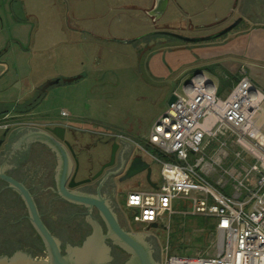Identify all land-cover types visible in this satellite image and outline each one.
Wrapping results in <instances>:
<instances>
[{"label":"rangeland","instance_id":"obj_1","mask_svg":"<svg viewBox=\"0 0 264 264\" xmlns=\"http://www.w3.org/2000/svg\"><path fill=\"white\" fill-rule=\"evenodd\" d=\"M29 1L26 18L21 24L16 22L24 25L26 32L15 35L16 38L9 35L5 41L7 51L1 59L8 68L0 66V101L13 98L17 109L35 99L39 87L58 79L42 93L40 104L30 115L41 120L60 118L86 129L87 134L76 132L80 142L90 146L80 154L78 176L96 171L99 161L109 156L113 142L111 138L100 141L103 133L117 140L120 138L116 135L122 134L145 145L150 127L168 107L169 97L183 94L181 81L188 73L187 67L159 77L151 73L148 64L152 56L168 53L175 44L190 46L193 42L155 32L207 36L242 17L245 4L242 0H168L163 14L155 19L148 13L154 0ZM244 24L245 17H242L230 31ZM128 39L134 40L124 42ZM5 67L7 70H2ZM214 68H204V71L217 85L219 96L225 97L235 84V77ZM77 75L81 77L72 82L63 81ZM62 111L66 115L62 116ZM21 113L16 110L12 115L21 117ZM205 141L200 152L205 165L200 169L214 182L222 179L221 183L226 185L224 191L233 193L236 190L230 184L232 177L242 178L252 158L244 151H240L239 158L234 156L239 148L228 133L209 139L206 136ZM132 154L141 155L149 163L151 182L161 183L160 163L137 147ZM113 178L116 203L128 220L127 192L148 191L152 187L145 171L123 181H119V175ZM250 180L252 185L255 175ZM173 210L162 226L129 223L138 226L134 233L155 237L161 258L165 245L170 253L177 255H213L214 218L191 213L190 207L179 199L174 200ZM210 226L213 231L208 230Z\"/></svg>","mask_w":264,"mask_h":264},{"label":"built area","instance_id":"obj_2","mask_svg":"<svg viewBox=\"0 0 264 264\" xmlns=\"http://www.w3.org/2000/svg\"><path fill=\"white\" fill-rule=\"evenodd\" d=\"M210 80L205 73L194 72L183 78V94H174V101L153 122L145 145L116 135L160 163L161 183L148 191L127 192L128 221L165 225L179 199L191 213L214 218L215 252L177 255L165 245L162 264H264V119H259L264 91L242 75L221 97ZM225 133L239 148L235 157L244 151L252 158L242 178L232 177L233 193L224 191L222 179L214 182L200 169L205 165L200 152L206 136Z\"/></svg>","mask_w":264,"mask_h":264},{"label":"flooded vegetation","instance_id":"obj_3","mask_svg":"<svg viewBox=\"0 0 264 264\" xmlns=\"http://www.w3.org/2000/svg\"><path fill=\"white\" fill-rule=\"evenodd\" d=\"M162 31L155 34L175 38L169 34L170 32ZM46 88L39 87L35 99L24 103L22 107H17L16 110H22L21 117L12 116L9 119L0 117L3 124L0 128V257L11 258L18 251H23L33 259H49V241L41 232V225L53 238L62 254L69 248L80 245L98 227L108 247V257L103 264H124L132 253L115 235H110L109 224L99 208L95 204L70 200L60 192L57 186L59 167L57 152L43 139L20 140L29 131H42L51 135L65 148L66 158L64 156L63 158L68 163L65 174L67 189L93 196L99 195L107 202L121 228L137 232L138 226L133 227L119 210L115 200L116 184L109 171L106 172L107 167L94 177L109 160L110 153L106 160L99 161L96 171L78 176L80 154L84 150L88 151L90 146L80 142L76 132L87 134L86 129L60 118L49 117L41 120L30 115L40 104L39 100ZM55 126L64 128L63 139L49 131ZM103 135L100 136V141L111 138L112 142L121 141L124 144V153L129 149L125 140H117L105 133ZM87 178L88 182L68 187L71 179L72 183H75ZM28 195L34 207H31L27 200ZM147 239L149 240L148 237ZM150 245L152 258L161 262L158 243L152 240Z\"/></svg>","mask_w":264,"mask_h":264},{"label":"water","instance_id":"obj_4","mask_svg":"<svg viewBox=\"0 0 264 264\" xmlns=\"http://www.w3.org/2000/svg\"><path fill=\"white\" fill-rule=\"evenodd\" d=\"M167 4L168 0H154L152 7L148 10L149 15L157 19L165 11ZM11 13L17 20H24L26 18L20 0H13L11 2ZM240 20L241 17L237 18L222 30L207 36L189 37L173 32H170L169 34L184 42H203L227 33L233 27H235L240 22ZM133 40L134 39H128L124 42L129 43ZM194 73H203V71L198 70ZM80 77V75H77L75 77L64 78L63 81L72 82ZM57 82L58 79L48 81L45 85H43V89ZM209 82L212 83V80H210ZM174 99L175 95L172 94L168 99V104H171ZM49 131L58 138L63 139V127L55 126L50 128ZM35 138L45 140L48 144L51 145V147L57 152V155L59 156L57 186L60 192L70 200L85 202L87 204H95L102 212L103 216L109 224L110 235H115L119 242L127 247V249L132 253L131 257L127 259L124 264H161V262H157L156 260H154L150 254L151 241L155 240V237L153 235L148 233H134L121 228L109 205L99 195L93 196L85 193H80L78 191H69L67 189V187L65 186V174L67 172L68 163H66L67 160L65 159L64 161L63 158V156L66 158V152L62 144L55 141L53 137H51V135H49L48 133L42 131H29L28 133L23 135L20 140L24 141ZM127 146L130 147V144L127 143ZM123 151L124 144L121 141L113 142L110 149L109 160L100 168V170L94 175V177L98 176L102 172L104 167H107L106 172L109 171V174H111L112 177L119 175V181H123L139 172L145 171L148 183H150L151 187L155 188L156 184L154 182H151L150 180L151 168L149 163L144 160L141 155H133V147H130L126 153H124ZM122 159L124 160L122 161ZM88 181L89 179L87 178L72 183L71 179V181L68 183V187H73L74 185H78ZM27 200L31 204V207H34V204L32 203L29 195ZM36 220H38L37 217ZM37 223L38 225L41 224L39 221ZM156 226L157 225L155 223L149 224V227ZM41 232L44 233V235L47 237V240L49 241V259H33V257L28 253L18 251V253L11 258L7 256H1L0 264H103L104 261L107 260L108 247L104 242V235L101 233L98 227H96L95 232L91 236H88L80 245L69 248L65 254H62L60 252L55 241L42 225ZM147 237L149 238V240L147 239Z\"/></svg>","mask_w":264,"mask_h":264},{"label":"crops","instance_id":"obj_5","mask_svg":"<svg viewBox=\"0 0 264 264\" xmlns=\"http://www.w3.org/2000/svg\"><path fill=\"white\" fill-rule=\"evenodd\" d=\"M12 1L0 0V66L5 65L7 68L5 60L1 59V55L7 51L6 38L9 35L16 38L15 35L26 32L24 25H18L22 20H17L11 13ZM20 2L26 14V7L29 6L30 1L20 0ZM242 3H245L242 16L245 17L244 26L234 29L214 41L193 43L190 46L175 44V47L170 48L168 53L152 56L148 69L152 74L164 77L168 76L171 71L184 66L189 69L185 78L198 70H202L207 75L204 68L215 67L222 72L232 73L236 82L242 75H246L264 91V0L261 2L242 0ZM16 22L19 23L16 24ZM16 28H19L18 32ZM6 67L2 70L6 71ZM13 100L11 98V100L0 101V117L9 119L13 116L12 114L16 111ZM8 105L11 107L8 108ZM259 119H264V105H262ZM130 147H132L131 144Z\"/></svg>","mask_w":264,"mask_h":264},{"label":"trees","instance_id":"obj_6","mask_svg":"<svg viewBox=\"0 0 264 264\" xmlns=\"http://www.w3.org/2000/svg\"><path fill=\"white\" fill-rule=\"evenodd\" d=\"M234 82H236V81H234ZM158 154L161 156V157H165V155L163 154V153H161V152H158ZM205 217H207V216H205ZM205 224H207V223H205ZM208 230H211V231H213V229H212V227L210 226L209 228H208ZM215 231V230H214Z\"/></svg>","mask_w":264,"mask_h":264}]
</instances>
